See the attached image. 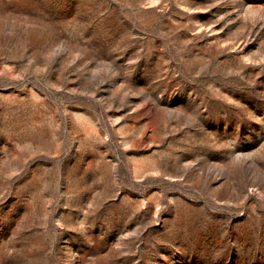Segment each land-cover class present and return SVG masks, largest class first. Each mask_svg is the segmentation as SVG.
<instances>
[{"label": "rangeland", "instance_id": "obj_1", "mask_svg": "<svg viewBox=\"0 0 264 264\" xmlns=\"http://www.w3.org/2000/svg\"><path fill=\"white\" fill-rule=\"evenodd\" d=\"M0 264H264V0H0Z\"/></svg>", "mask_w": 264, "mask_h": 264}]
</instances>
